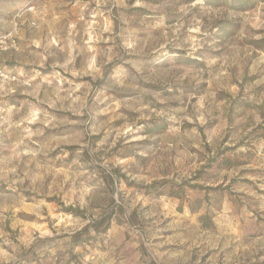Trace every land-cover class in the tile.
<instances>
[{"label":"clouds","instance_id":"9594fccd","mask_svg":"<svg viewBox=\"0 0 264 264\" xmlns=\"http://www.w3.org/2000/svg\"><path fill=\"white\" fill-rule=\"evenodd\" d=\"M0 264H264V0H0Z\"/></svg>","mask_w":264,"mask_h":264}]
</instances>
